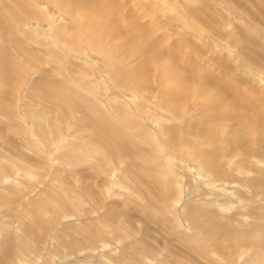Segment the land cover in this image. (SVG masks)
Segmentation results:
<instances>
[{"label": "rangeland", "instance_id": "374dc122", "mask_svg": "<svg viewBox=\"0 0 264 264\" xmlns=\"http://www.w3.org/2000/svg\"><path fill=\"white\" fill-rule=\"evenodd\" d=\"M87 1L0 0V264H264V0Z\"/></svg>", "mask_w": 264, "mask_h": 264}, {"label": "bare ground", "instance_id": "6f19581e", "mask_svg": "<svg viewBox=\"0 0 264 264\" xmlns=\"http://www.w3.org/2000/svg\"><path fill=\"white\" fill-rule=\"evenodd\" d=\"M86 1H87V0H86ZM90 1H92V0H90ZM87 2H88V1H87ZM95 2H96V1H95ZM99 3H100V0H99ZM93 4H95V3H93ZM93 4H92V5H93ZM92 5H91V6H92ZM92 7H93V6H92ZM228 93H229V92H228ZM4 182H5V181H4ZM175 196H176V195H175Z\"/></svg>", "mask_w": 264, "mask_h": 264}]
</instances>
